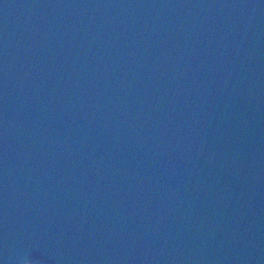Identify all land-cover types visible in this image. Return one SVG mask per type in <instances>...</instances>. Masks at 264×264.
<instances>
[{"label": "water", "instance_id": "water-1", "mask_svg": "<svg viewBox=\"0 0 264 264\" xmlns=\"http://www.w3.org/2000/svg\"><path fill=\"white\" fill-rule=\"evenodd\" d=\"M0 264H264V0H0Z\"/></svg>", "mask_w": 264, "mask_h": 264}]
</instances>
